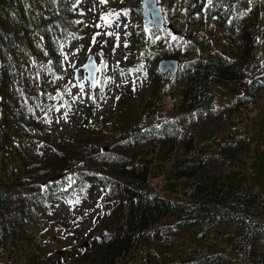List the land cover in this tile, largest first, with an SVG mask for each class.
Segmentation results:
<instances>
[{"label": "trees", "instance_id": "1", "mask_svg": "<svg viewBox=\"0 0 264 264\" xmlns=\"http://www.w3.org/2000/svg\"><path fill=\"white\" fill-rule=\"evenodd\" d=\"M135 1L131 57L176 56L178 78L152 70L128 115L83 110L59 134L49 110L71 114L59 79L92 27L86 0H0V264H264V0H159L149 38ZM56 198L94 209L68 254L43 240L73 231Z\"/></svg>", "mask_w": 264, "mask_h": 264}, {"label": "rangeland", "instance_id": "2", "mask_svg": "<svg viewBox=\"0 0 264 264\" xmlns=\"http://www.w3.org/2000/svg\"><path fill=\"white\" fill-rule=\"evenodd\" d=\"M116 1L117 0H107L106 3H102L101 0H86V12H84L83 15L85 18L96 19V12L105 10L113 3L117 4ZM126 3L131 7V9H129L130 11L127 13V18L130 23L129 25L133 28L135 22L139 19H137L136 16L137 12L135 11L134 13L136 1L126 0ZM105 11L107 13L97 19L95 23L92 21L93 27L90 28L92 29L91 36H89L90 32H88L87 41H84L82 45H77V47L70 51L66 56V74L63 78H60L59 81H62L63 85H67V93L73 104V106H71L72 109L70 108L69 110L71 114H68V110L63 108L64 105H62L61 109L55 108L49 110L51 113L50 119L55 127L54 130L59 134L71 131L75 125V121L79 118V115L83 110H89L94 117L101 118L108 116L110 110L115 108L116 110H122L123 106L128 103V115L132 110L142 104L143 96L147 94V87L150 80L152 81L150 74L152 70L156 69V50L149 52L148 55L145 52H142V50L133 54L134 57H131V51L127 49V39L123 38V32L125 29L121 21H119L121 19L119 17L118 19H115V17L112 16L111 12L113 9H106ZM106 16L108 20L111 21L110 23L106 22ZM100 24L102 26H100ZM149 33L150 30H146V38H149ZM173 35L174 34L170 33L169 35L163 36L164 43L168 44L169 40H173L171 38ZM153 36L156 39V32L154 31ZM172 45L173 43H171V45L168 44V47ZM152 46L156 49V44L153 42ZM99 49L102 51L100 55L98 54ZM88 53L94 54L96 60L101 63V69L96 75L95 87L85 81L76 82L73 77V68L76 65L82 64L87 58ZM132 64H134V66L140 64V76L136 74V70L127 69H131L130 66ZM124 66H126V68ZM141 68L145 70L144 72L142 71V74L140 72ZM179 70L180 69H178V71ZM174 77L177 79L178 75L176 74ZM105 79H108V83L103 86L102 82ZM127 85L134 88V91L136 92L132 97L121 96L124 87ZM96 89H99V97L97 100L93 99ZM55 91V89L52 90L53 93ZM50 104L54 107L52 102H46L44 103V109H49L48 107ZM166 106L169 107L170 103L168 102ZM149 113L150 114L145 116V119L149 122L156 121V113ZM123 114L124 112L122 115ZM55 200L54 219H60L62 221L69 218V226L73 231L68 235L60 236L55 225L49 226V232L44 233L43 240L48 243L47 247L50 248L53 253H56L57 255L58 253L68 254L79 245V241L75 239V236H77V232H79L80 229H84V227L94 219V209L80 207L79 201L73 203L64 199L56 198ZM0 257L3 258L4 256L0 255ZM2 264L7 263L4 261Z\"/></svg>", "mask_w": 264, "mask_h": 264}, {"label": "water", "instance_id": "3", "mask_svg": "<svg viewBox=\"0 0 264 264\" xmlns=\"http://www.w3.org/2000/svg\"><path fill=\"white\" fill-rule=\"evenodd\" d=\"M140 9L145 17L146 25L151 23L159 27L164 26V16L160 2L157 0H141ZM157 9L159 10L158 18L156 17ZM156 67L158 71L162 73L169 72V74L175 75L178 69V58L174 56L161 57L157 60ZM98 68L99 64L95 61L94 55L89 53L82 64L74 67V77L76 80H81L86 77L88 81L94 82L95 74ZM85 71L87 72L85 73Z\"/></svg>", "mask_w": 264, "mask_h": 264}, {"label": "snow or ice", "instance_id": "4", "mask_svg": "<svg viewBox=\"0 0 264 264\" xmlns=\"http://www.w3.org/2000/svg\"><path fill=\"white\" fill-rule=\"evenodd\" d=\"M101 2H102V3H106L107 0H101ZM212 2H213V0H207V3H208V4H212ZM158 16H159V10L157 9V10H156V17L158 18ZM105 20H106L107 23H110V22H111V21L108 20L107 16L105 17ZM110 35H111V33H110ZM157 38H159V37H157ZM172 39L175 40V39H177V38H176L175 36H172ZM93 87H95V83L93 84ZM93 99H95V96H93ZM65 115H66V114H65Z\"/></svg>", "mask_w": 264, "mask_h": 264}]
</instances>
